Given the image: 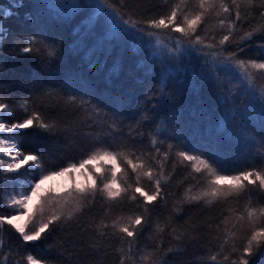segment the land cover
<instances>
[{
	"label": "snow or ice",
	"instance_id": "snow-or-ice-1",
	"mask_svg": "<svg viewBox=\"0 0 264 264\" xmlns=\"http://www.w3.org/2000/svg\"><path fill=\"white\" fill-rule=\"evenodd\" d=\"M161 5L167 9L162 14L137 19L121 11L125 7L124 0H120L119 7L111 0H77L72 7L83 11L72 23H79L85 16L88 17L85 46H94V55L99 53L106 56L107 46L115 45L117 36L129 34L157 37L156 43L159 46L163 43L159 36L167 34L169 41H175L167 49L173 56L182 49L199 51L206 64L211 58L214 63L224 65L222 71L226 75L236 79L238 73L241 82L253 91L256 90L257 75L264 76V0H178L175 3L161 0ZM23 7L24 0H11L9 6H0V48L12 35L11 29L5 26V20L14 15L19 19V9ZM92 12H95V17L90 15ZM257 15L259 19L256 23H250ZM212 19L215 20V30L208 25ZM29 20L35 23L32 14L25 13L24 21ZM245 23H249L247 29L244 28ZM18 39L26 45L18 47L19 53H34L41 57L42 63L51 62L44 57L53 58L60 54L55 44L38 42L34 35L20 32ZM13 46H17L15 40ZM253 46L259 50V57L245 58L241 55ZM2 65L3 59L0 58ZM47 75L55 80L61 79L51 72ZM47 83H52V80H47ZM68 86L66 83L59 85L61 89ZM260 92L264 96V88ZM228 93L231 94V89H228ZM88 94L93 95L97 104L93 105L83 97L78 99L75 95H69L65 103L83 109L89 119L95 116L97 119H93L88 127L96 125L100 133H85L78 159H69L64 164H52L46 161L45 151L40 145H35L31 150L22 146L41 134H46L48 140L55 142L69 131L68 126L63 125L57 116L50 114L46 118L40 108L44 98L53 96L52 91L45 87L43 74L35 75L31 95L19 100L12 99L11 89L0 83V184H19L20 189L9 193L6 200H0V209H3L0 211V234L14 230L23 245L38 246L36 242L48 240L57 231H66L64 226L73 220H76L79 227V216L85 209L91 208L99 195L108 204L123 203L125 200L136 203L138 211L120 215L111 224L101 221L96 229L101 238L116 237L119 240L121 247L118 251L122 253L120 264H125L126 260L135 264L137 252L141 253L140 260L147 264H178L179 257L197 238V225L190 221L173 223L174 218L185 212V205H199L203 202L204 206L211 208L233 201L238 203L244 199L247 203L242 211L227 208L228 215H224L221 221L223 229L221 224L214 226L217 232L215 238L221 240L219 250L212 252L209 249L211 255L206 259L200 257L199 264H264V204H252L254 195L257 199L264 196V133L259 134V147H256V137H250L239 149L241 153L246 149L248 157H260L261 163L255 166L231 168L220 147L215 150L200 148L192 142L184 143L182 138L178 141L179 147L168 143L167 151L161 152L157 145L163 142L158 141L155 134H149L148 137L154 151L145 153L141 149V154L136 155L132 148H128V144H135L136 137L142 140L145 133L140 129L146 127L144 121L154 119L148 114L150 110L147 103L143 109L137 105L138 111L132 112L118 101L104 97L102 93H85ZM160 96L165 101L160 105L161 110L166 108L168 99L174 103V97L166 96L163 89H160ZM224 99L227 105L228 96ZM237 101L238 98H233V104ZM99 105L109 107L110 114L101 115L103 109ZM18 111L21 115H17ZM140 112L143 115L137 119ZM125 120L135 121L128 125L126 134L122 128ZM227 125L236 126L234 114L229 113ZM72 135L77 133L73 132ZM174 148L179 163L185 169H190L176 187L185 185L186 181L188 183L183 194L172 203L168 215L163 221L157 219L153 227L152 216L156 214L157 207L168 208V198L177 196L175 191L167 190L173 178L172 172L165 174V165ZM253 148H256L255 153L252 152ZM77 173L84 177L83 183L76 182L74 174ZM130 174L135 177L132 184L125 179ZM56 177H68L71 184L59 193H55L51 187H43L47 181ZM34 198L35 203L29 208ZM21 220L22 224L19 223ZM208 227L212 228L213 225L209 224ZM109 229L112 231L109 232ZM146 229L150 230L148 239L155 237V240L150 249H140L138 243ZM221 231L223 237L220 236ZM166 233L173 242L167 246L164 243ZM3 247L4 240L0 236V257L4 256ZM91 247L93 251L98 250L95 243ZM66 251L62 243L53 242L49 245L48 259L37 258L31 252H26L14 261L8 257H4V260L5 264H61Z\"/></svg>",
	"mask_w": 264,
	"mask_h": 264
},
{
	"label": "trees",
	"instance_id": "trees-1",
	"mask_svg": "<svg viewBox=\"0 0 264 264\" xmlns=\"http://www.w3.org/2000/svg\"><path fill=\"white\" fill-rule=\"evenodd\" d=\"M76 2L77 0H24V7L19 9V19L14 15L4 22L5 26L11 29L12 35L4 41L3 47L0 48V58L3 59V65L0 66V83L5 88L11 89L12 99L19 100L31 95L35 75L43 74L45 87L52 91L53 96L44 98L40 108L46 118L50 114H54L69 129L55 142L48 140L46 134H41L40 137L32 141H26L22 146L31 150L35 145H40L45 151L46 161H50L52 164H64L69 159H78L81 156L79 147L84 142L85 133L92 132L95 135L100 133V128L96 125L89 128L88 125L97 118L93 116L89 119L83 109L74 108L71 104H66L65 101L69 95H75L78 99L83 97L95 105L97 101L93 95H85V93L95 91L98 94L102 93L106 98L118 101L132 112L138 111L137 105L143 109L144 104L147 103L150 110L148 114L154 119L144 121L146 127L140 129L145 133L142 140L140 137H136L135 144H128V148H132L136 155L141 154V149L145 153L150 150L154 151L148 137L149 134H155L158 141L163 142L157 145L161 152L167 151L168 143L179 147L178 141L182 138L184 143L192 142L200 148L215 150L220 147L225 155L227 165L231 168L255 166L261 163L260 157L255 155L248 157L246 149L243 153L239 149L250 137H256V147H259V134L264 133V96L260 92V89L264 88V76L257 75L256 90L253 91L246 83L241 82L238 73L236 74L237 78L233 79L231 75H226L222 71L224 65L214 63L211 58L206 64L205 58L199 51L182 49V52L175 58L167 57L160 60L164 57V51L156 50L157 48L152 44L137 42L136 38L146 40L149 38L152 42L157 41V37L146 35L142 37L132 35L130 38L132 44L125 39L126 36H120L127 43L124 40H116V42L121 41L126 44H109L106 56H101L99 53L94 55L95 47L85 46L87 39L85 26L88 23V17L85 16L79 23H72L83 11V9L72 7ZM111 2L117 7L120 6V0H111ZM170 2L175 3L178 0H170ZM10 3L11 0H0V6L7 7ZM124 4L125 7L121 11L127 15H133L137 19L159 15L167 10L161 5V0H124ZM37 5H42V7H37ZM25 13H31L35 23L31 20L25 22ZM90 15L95 17L96 14L92 12ZM258 19L257 15L250 23L255 24ZM208 25L215 30L214 19L209 20ZM248 27L249 23H245L244 28ZM20 32L34 35L38 42L55 44L60 54L53 58L44 57L43 59H50L51 62L42 63L41 57L34 53H19L18 47L26 46L18 39ZM173 35L178 34L174 33ZM46 36L50 38L45 39ZM218 36L219 32H217ZM159 38L163 41L160 47L165 45L172 47L175 42L174 40L169 41L167 34H161ZM14 40L16 47L13 46ZM38 46H40L39 43ZM241 55L245 58L259 57V50L253 46L251 49H246L245 53ZM49 72L61 79H53L47 75ZM47 80H52V83H47ZM65 83L69 86L61 89L59 85ZM160 89L164 90L166 96L174 97V103L172 99L167 100L164 110L160 108L161 103L165 102L164 98L160 96ZM228 89H231V94L228 93ZM225 96H228L227 105ZM233 98H238L237 103L233 104ZM7 99L8 96L5 94V100ZM31 107L32 105H30V110ZM99 107L103 109L101 115L103 113L110 114L109 107L105 105H99ZM229 113L236 116L235 127L227 125ZM17 115H21V113L18 111ZM125 115H129V113H125ZM140 115H143V112L139 113L137 119L140 118ZM134 123L135 121L125 120L122 126L123 133L126 134L128 125ZM73 132H76L77 135H72ZM120 139L123 140V136ZM209 146L211 147L209 148ZM175 151L174 148L165 165V174L172 172L173 178L167 190L175 191L177 196L168 198V208L157 207L156 214L152 216L153 227L157 219L163 221L168 215L172 203L183 194L184 187L188 183L186 181L185 185L176 187L178 181L183 179L190 169H185L184 165L179 163L175 157ZM255 151L256 148H253L252 152L255 153ZM133 159L135 161V157ZM173 166H175V171H173ZM122 168L123 165H121ZM119 171L120 169H118V173ZM125 179L132 184L135 177L130 174ZM144 183L147 185L146 180ZM3 186L0 184V200H3L4 196ZM12 187H19V184ZM65 189L53 191L59 193ZM245 203L247 201L241 199L238 203L233 201L231 204L214 205L211 208L204 206L203 202L199 205H185V212L178 218H174L173 223L183 224L185 221H190L191 224L197 225L198 228L195 232L197 238L179 257L178 264H199L200 257L206 259L211 255L209 249L212 252L218 251L221 240L215 238L217 232L214 226L221 224L223 216L228 215V207L237 209L239 212L243 210ZM252 204L253 206L264 204V196L257 199L254 195ZM134 211H138L135 202L125 200L123 203L108 204L98 195L91 208L85 209L79 216V227L76 220H73L64 226L66 231H57L48 240L36 242L38 246L23 245L18 239V233H15L14 230L6 231L0 234L4 240L2 249L4 256L0 257V264H5L4 257L14 261L26 252H31L37 258L48 259L49 245L53 242L62 243L63 247L67 249L64 257L61 258V264H77V262L79 264H120L122 253L118 251L121 247L119 240L116 237L101 238L96 229L101 221L111 224L112 220L118 216L129 215ZM209 224L213 227L209 228ZM223 227L221 224V229ZM149 233L150 230L146 229L144 237L138 243V248L147 247L150 249L155 237L151 240L148 239ZM223 235L224 233L221 231L220 236L223 237ZM93 243L97 245V251L92 250ZM164 243L165 246L173 243L167 233ZM140 255V252L136 253L135 264H147L140 260ZM125 264H132V261L126 260Z\"/></svg>",
	"mask_w": 264,
	"mask_h": 264
},
{
	"label": "rangeland",
	"instance_id": "rangeland-1",
	"mask_svg": "<svg viewBox=\"0 0 264 264\" xmlns=\"http://www.w3.org/2000/svg\"><path fill=\"white\" fill-rule=\"evenodd\" d=\"M124 37L126 36V38L125 39H127V41L129 42V43H133L131 40H130V38H131V36L132 35H128V34H124L123 35ZM111 39V38H110ZM124 38H121L120 36H117L116 38H115V40H124L126 43H127V41L125 40ZM136 40H137V42H139V43H146V44H148V45H154V47H156L155 49L156 50H160V51H164V57H162L160 60H164V59H166L167 57H169V58H175L176 57V55L175 56H173L172 54H170L168 51H167V49L168 48H170L171 46H169V45H165L164 47H160V45L158 46L157 45V43L156 42H152L151 41V39H149V38H147V40L146 39H141V38H136ZM125 42H121V41H119V42H116L115 44H121V43H123V44H126ZM128 43V44H129ZM159 51V52H160ZM182 52V51H181ZM180 52V53H181ZM170 56H173V57H170ZM176 60H178V59H176ZM175 60V61H176ZM75 175V179H76V182L77 183H83L84 182V177H81L78 173L77 174H74ZM71 184V181L69 180V178L68 177H56L55 179H52V180H49V181H47L46 182V184L43 186L44 188H48V187H51L53 190H55V191H60V190H63V189H65V188H67L69 185ZM6 189V190H5ZM16 189H18V191L20 190L19 189V187H12V186H7V185H5V187H3V190H4V196H3V200H6L7 199V196H8V194L9 193H11L13 190H16ZM35 203V198L33 199V201H31L30 203H29V208H31V206H32V204H34ZM19 223H23V220H21V221H19Z\"/></svg>",
	"mask_w": 264,
	"mask_h": 264
},
{
	"label": "bare ground",
	"instance_id": "bare-ground-1",
	"mask_svg": "<svg viewBox=\"0 0 264 264\" xmlns=\"http://www.w3.org/2000/svg\"><path fill=\"white\" fill-rule=\"evenodd\" d=\"M3 187H5V185Z\"/></svg>",
	"mask_w": 264,
	"mask_h": 264
}]
</instances>
